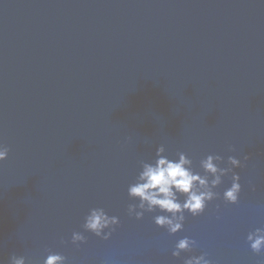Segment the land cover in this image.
I'll use <instances>...</instances> for the list:
<instances>
[{"label": "water", "instance_id": "1", "mask_svg": "<svg viewBox=\"0 0 264 264\" xmlns=\"http://www.w3.org/2000/svg\"><path fill=\"white\" fill-rule=\"evenodd\" d=\"M0 143V264H264L247 242L264 228V0H0ZM161 145L201 175L210 154L240 159L238 202L229 173L182 231L129 216ZM97 207L119 218L107 240L82 227Z\"/></svg>", "mask_w": 264, "mask_h": 264}, {"label": "clouds", "instance_id": "2", "mask_svg": "<svg viewBox=\"0 0 264 264\" xmlns=\"http://www.w3.org/2000/svg\"><path fill=\"white\" fill-rule=\"evenodd\" d=\"M164 146L156 149L153 162H140L135 183L128 186V196L138 201L130 204L127 212L129 216L142 219L144 214L159 210L160 213L153 217L154 223L161 228H166L169 234H175L183 230L185 212L193 217L199 216L205 211L207 202L216 199L219 194L213 189L222 183V177L231 173V186L223 192V199L230 204H236L241 192L240 176L233 169L242 166L241 160L229 156L228 167H219L218 162L223 161L220 155H208L200 161V167L204 175L194 172L192 160L183 153H177L178 159H169L164 155ZM9 148L0 143V162L8 158ZM248 159L247 156L244 157ZM211 177V179H210ZM253 190L254 187H253ZM183 196V201L180 197ZM119 224V218L109 216L103 208L97 207L89 210L84 218L83 229L93 233L101 239L107 240ZM107 230V231H106ZM86 237L81 232H73L72 244L84 243ZM247 242L254 253L264 252V228H256L247 235ZM196 241L184 237L175 245L173 257H180L181 252H189L196 246ZM207 254L193 255L184 260L183 264H211L206 258ZM66 257L60 254L50 253L44 260V264H65ZM9 264H26L23 256L12 255Z\"/></svg>", "mask_w": 264, "mask_h": 264}]
</instances>
